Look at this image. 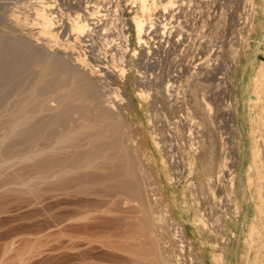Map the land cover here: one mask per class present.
Wrapping results in <instances>:
<instances>
[{
	"label": "bare ground",
	"instance_id": "6f19581e",
	"mask_svg": "<svg viewBox=\"0 0 264 264\" xmlns=\"http://www.w3.org/2000/svg\"><path fill=\"white\" fill-rule=\"evenodd\" d=\"M76 1L75 3H77V6H80L79 3L81 2L79 1L78 3V1ZM113 1L114 0H112V2L110 0H99L97 1L98 4L96 3L97 5L95 7L92 6L97 10L91 12L87 10V6H84L85 9L82 7L83 9H81L83 10V13L80 15L77 14L72 20L70 19V31L68 33L69 37L65 39L66 42L64 41L66 44L62 43L63 41H60L61 43H59L58 38L60 39L59 36L64 31L62 27H60V24H57L55 16H53L52 13H47L49 9L47 6H45L46 3L42 1H38V8L35 10V14H33L35 15L37 24V27L35 26L34 29L37 30L36 32L34 31V34L30 33L29 35H26L23 33L17 34L16 32H14L13 29L17 26L16 24H20V22H17L19 21L17 19H15L16 22L13 20L15 24L12 21L13 25L15 26H12L13 29L11 31L6 32V30L0 28V199L5 198L6 196H11V199H7V202L0 203V240L2 241L0 245V258L6 257V254L13 252V256L20 260L21 257H23V255L27 253L26 248H13V242L15 243L14 239L17 238L18 240L20 239L23 242L25 241V243L32 240L33 243L39 241V243H43V241H45L46 243H48L49 247L51 244L52 247L50 248L46 249L44 247L46 251L45 249L42 250L43 253H50V251H56L57 249L58 252L60 250L64 251V248H66V251L68 250V252L72 253V255L75 256L73 258H78L77 262L73 261L76 262V264H103V262H107V257L104 255L106 252H104V250L107 249L109 250V252L107 251V254L110 253L111 255V258L109 257L110 261L113 260L115 264L116 262H119L117 264H120V262L124 264L126 263L125 260L129 258L133 259V261L129 260V262L127 260V264H131V262L132 264H186L185 262H187V260L185 261L184 259L185 252L187 251V249L190 252L191 247L193 246L192 242L191 240L187 239V232L185 233L184 228L180 226L181 224L179 225L178 223H176L169 210L164 209V214L163 211H158L157 214V211H154V209L151 207L154 205H156L155 207H157V204H154L153 201H150L149 198L151 189L149 192L148 181L150 180H146L148 175L140 166V161L138 162L139 157L137 158V153L134 151V148L136 146V137L130 130V125L128 126L126 124V119L122 113L123 111L121 109L120 103H118V99H116L118 97V86H120V83H123L125 81L124 79L126 74L124 73L125 70L123 66H121L122 61H120V59L117 60L116 54H118L119 58L120 55L124 54L111 53L110 64L108 66H103L101 57L103 53L101 52L106 53L107 50L100 47L95 48L94 46L96 45H83L94 36L99 37L102 35L100 39L103 40V38L106 37V30H109L111 37H113L115 33L118 36H122L121 38L125 37V35L121 31L116 32V30L114 29L118 24V22L116 23V20H118L119 18L117 19L118 15L116 17L114 16L115 14H113V11L115 10L113 8H117L116 6H119V4L116 5L115 3H117V1L115 0V3ZM132 1L138 4L140 14L138 12H135L129 18V20L134 28V32L136 35L135 38H137L138 43L145 46L148 41L147 31L150 27H152L153 23L151 21L152 19H150V17L152 16L151 12L157 1ZM110 7H113V11L110 10ZM101 9L104 10L106 14H103L104 12L100 13L99 10ZM118 9H116V12ZM120 10L121 9H119V11ZM109 11L110 13L112 11L113 15H110ZM128 12L130 11H127V13ZM147 12L148 15H146ZM120 16L121 14L119 15V17ZM145 16L149 17L147 21L144 18ZM121 21L124 24L120 25H122L121 27H124L126 22H124V19ZM120 25L118 27H120ZM9 28L6 29L9 30ZM33 35H37V37L35 36L36 38L34 37L33 39ZM68 38H70L73 43L68 42ZM86 38L88 39L86 40ZM80 44L84 47L82 53L79 52L81 55L79 54L74 56V52L70 53V51L67 49L72 45H75L76 47V45L79 46ZM64 46L66 47V49H64ZM80 47H77L78 50ZM79 51H81V48ZM142 58L143 56L141 57V59ZM206 58L205 61L204 59L201 60L204 61L202 65L204 64L208 68L207 64H205L207 60ZM145 66H149L148 63ZM151 66L152 65H150V67ZM205 66H199L198 69L205 68ZM160 73L162 74V72ZM161 74H158V76L162 77ZM158 76L154 79L152 77H149L147 83L153 84V87L154 85L156 87H158L159 85L161 86L159 87L160 89L157 90H155L156 88L154 87L156 95L154 97L152 96V99L155 98V100L160 103L159 100H164L165 98L170 97V95L168 96V94L171 93L169 91L171 90L170 88L172 87V82L170 83L171 78L168 79L170 77L169 76L165 78L162 83V80L159 81ZM133 79L135 86H137L136 88H138L137 94H144V91H142L143 89L140 90L138 86L139 84H142V76L136 75ZM261 80H264L263 68L256 72V75L254 77L253 82H255V90H257L259 82ZM197 84L198 82L196 83L195 87H193V89L191 88L192 90H190V92H192L190 97L192 103L194 101L195 103L193 104L197 105L198 109H200L201 111L203 110V113L205 111L207 119L209 118V116H211L210 107L212 106L211 103H209L210 101H208V98L204 91V94H201L200 102L198 101V93L196 94V92H198L197 90L198 88L200 89V86ZM110 85H116L117 87L112 88L110 87ZM178 88L180 89L181 87ZM201 89L203 90L204 88ZM110 91H112L111 93L115 94L114 97L112 96L113 98H109L107 96V94H110ZM125 95L126 94H124V98L126 97ZM252 99L255 106H257L258 94L256 93L253 98H250L247 101L248 107H250ZM155 103L153 104L155 106L154 108H156L157 105H155ZM159 109L161 110V108ZM152 112H155V110ZM226 113H228V111ZM189 114L191 113L189 112ZM189 114H187L188 118L190 116ZM229 114L232 115L231 113ZM230 115L227 114L228 117ZM155 117H157V115ZM244 119L246 120L245 122L247 125L248 113L247 117L246 115L244 116ZM155 120V118L154 120L151 119V121L154 123L156 122ZM192 120L193 118L185 119V122L188 123L189 121H191V123H194L195 121L193 122ZM257 120V124L262 129L263 117L261 116ZM154 123H152V126H156L158 124L155 123L156 125H153ZM194 125L196 126V124ZM190 126L191 125H189V127ZM198 126L197 128H195L197 129L196 134H198V136H196V134L194 135L193 133V136L195 138H199L197 142L194 140L197 143V146L194 145V149L190 148L192 146V143L188 141L191 138H186L188 139V144H191L189 147H186L187 151H185V153H187V156H189L192 152L196 156V158L205 157V159L207 160L206 167L212 168V160L215 155L213 151L215 150V142H213L214 140H211L212 136H210L209 134H202L205 132L203 131L204 128H201L203 127V123H198ZM155 139L157 141L155 143L158 145V148H160V153H163V157H165L166 161H168L170 169L174 168L171 167L172 165H179V167H181L180 171H182L183 161L181 156H175V153L171 151V148L168 145H162V136L160 134H158V136L156 134ZM191 140L193 141V138ZM181 144L180 146L183 147V144L185 143H183L182 145ZM185 146H187V144ZM227 149L228 148H224V152H226ZM248 151L251 157L249 163H257L253 159V156L256 155L257 157H260V153L262 152H260L257 147L251 146L250 143L248 146ZM235 157L236 156H234V160L232 162H229L227 154L226 159H224L225 161L223 160L222 162V167L218 170L219 174L216 175V179H213L211 177L214 182L216 180L215 183H217V178L219 176H222L223 178L227 177L225 178L226 180L224 179L227 191L225 193H233L234 190L231 173H234L232 167L235 168L236 164L238 163V160L235 159ZM175 168L174 170H172L175 171ZM210 172L213 173L212 170ZM173 174L174 176H176L174 172ZM204 174L206 175V173ZM222 177L221 179H223ZM212 179H207V183H205V181L204 183L206 184V193H209L210 196L214 198V196L216 195V186L213 185L214 183ZM202 186L203 185L200 184V190H202V188L204 189V186ZM212 186H215L214 189ZM219 187L221 189L222 185H219ZM218 188L216 189L218 190ZM220 189L219 192H221ZM222 192H224L223 189ZM192 193L194 194V192ZM221 195L219 196V199H217V201L219 200L218 203L221 202ZM193 196H195V194ZM88 197L94 198V202H92V204L90 202L89 204H98V206L94 205V207H92L91 205H89V199L87 200ZM224 197L225 201L222 202L225 203L229 198L227 195H225ZM95 199L97 200V202L99 199L101 201L105 200L106 204H104L105 202L96 203ZM99 204L100 206L102 204L104 206H107H102L106 209H104L103 211V208L101 207V209L96 211L95 207L99 208ZM223 204H218V206H225V204ZM88 205L89 207H92L94 213L97 212L96 214L99 213L98 211L102 210L103 213L107 214V217H109V214L111 213H115L117 215V212L121 213V215L118 214L120 215L119 217L115 215L117 219L115 217L111 218L112 215L114 216V214L110 215L109 218H111L112 221L114 219L116 220V222H113L114 225L112 226V229H109L110 227H107L106 230V227H104L106 224H104L103 226V222H100L102 224L101 227H103L106 231L103 230V233L99 232V234H97L98 231H96V226L94 225L96 230L92 228L93 225L91 223L94 224L95 222L90 221L93 215L91 217L92 209L90 208L89 211ZM21 212H26L29 216H26L27 218H25V216L21 218V222L25 221L26 223H24L25 226L23 225V223H20L22 224L21 226H23V229L19 232L16 231V228L19 227L20 224L19 226L16 225L15 228L12 225L13 223H11L13 228L16 229V232L13 231L14 229H10L13 234L12 235L9 230L10 226H6V220L8 219H6V217H10L11 215L16 216V214L18 215V213ZM101 215H103L102 212ZM19 216L21 215L19 214ZM94 217L92 218V220L96 219H94ZM103 217H105V215H103ZM23 218H25V220ZM98 218L96 219V221L98 220ZM100 218L102 217L100 216ZM103 221L105 223L107 222L106 219H104ZM7 222H9V219ZM12 222L14 221L12 220ZM6 227L8 228V232L12 235L11 239L7 238V240H9L7 242L6 235L8 234L9 236L10 234L6 232ZM91 228L95 232H92L93 230L91 231ZM155 231L156 236L155 238H152ZM254 231L255 230L252 229L251 232L253 233L249 234L250 240H252L254 234H256V231ZM201 232L203 233V230ZM62 237L66 240H64ZM114 237H116V239ZM113 238L115 239V241L118 238V245L117 243L114 244L115 241H112ZM140 238H142L143 240H141ZM220 238H222V236H220ZM60 239L64 240L65 242H61ZM50 240L55 244V246L53 245V243H50ZM129 240L133 242L130 243L128 242ZM138 240L142 243L138 242ZM119 241L122 243L119 244ZM93 242L95 246L98 243L97 245H100L101 247L99 248L96 246L95 248L93 244L91 246V243ZM123 242L125 245H127L122 246ZM134 242H136V245L138 246H135ZM62 243L64 244V247L62 246ZM130 244H134L132 245V247L135 248L131 247V249H129L131 246ZM36 245H38V243ZM140 245L142 247L145 246V250H140L142 249ZM88 247L90 249L87 252ZM91 247H94L96 249V253L97 251H99V249L101 250V248L105 247L106 249H102V252L100 251L101 255H98L90 251L92 249ZM132 249H135L136 251L138 249L140 250V252H136L135 250L133 251ZM89 252L92 253V256L96 254L95 256H101V258L102 256H105L106 259L103 258L105 261L102 262L100 261L102 259L97 258L98 262H96V257L93 256L95 258L92 259V256H90V258L92 259L91 260L90 258H88L90 254ZM85 254H88V257ZM187 258L193 260L191 257H186V259ZM113 262L111 264H113ZM193 263L196 264L195 262ZM197 264L200 263L197 262ZM201 264L206 263L202 262Z\"/></svg>",
	"mask_w": 264,
	"mask_h": 264
},
{
	"label": "rangeland",
	"instance_id": "374dc122",
	"mask_svg": "<svg viewBox=\"0 0 264 264\" xmlns=\"http://www.w3.org/2000/svg\"><path fill=\"white\" fill-rule=\"evenodd\" d=\"M38 1H42V2L46 3L45 6H47L49 9L47 11V13H52L53 16H55V20H56L57 24H60V27H62V29L64 31L62 34H60V36H59L60 39L58 38V41H59V43H61L63 41L62 43L66 44L65 39L67 37H69L68 33L70 31V29H69L70 19L72 20L77 14H79V15L82 14L83 13L82 9L84 8V6H87L88 7L87 10H89L90 12L97 10L94 7L98 4L97 1H99V0H77L78 3H79V1L81 2V3H79L80 6H77V3H75L76 0H63V1L62 0H0V28L6 30V32L11 31L13 29L12 26L13 27L15 26V25H13V23L15 24V22H16L15 19H17V20H19L17 22L18 23L20 22V24L19 25L16 24L17 26L14 27V29H13L14 32H16L17 34L23 33L26 35H29L30 33L34 34V31L36 32V30H37V29L34 30L35 26L37 27V24H36V20H35V15H33V14H35V10L38 8L37 7ZM68 1L69 2L71 1V2L69 3ZM107 1H109V0H107ZM110 1L112 2V0H110ZM116 1H117V3H115V2L114 3L116 5L119 4V6H116L117 8L110 7L111 8L110 10H112V11H113V9L115 10V11H113V14H115L114 16L116 17L118 15L117 19L119 18L118 20H116V23L118 22V24H117L116 28H114V29L116 30V32L121 31L125 35V37L121 38L122 36L116 35L115 32L114 33L116 36L114 35L115 37L114 36L111 37L109 30L108 31L106 30L107 31V32L105 31L106 37H104L103 40L100 39L102 35L99 37L97 36L98 38L96 36H94L92 39L87 41L88 43L85 42L83 45H85V44L86 45L87 44L93 45V46L96 45V46H94L95 48L100 47V48L107 50L106 53L101 52V53H103L101 56L103 66H108L110 64L111 53L124 54V55H120V58H119L118 54H116L117 60L120 59V61H122L121 66H123V68L125 70L124 73H126L125 79H124L125 81L123 83H120L119 84L120 86H118L119 87L118 97L116 99H118V103H120L121 109L123 111L122 113L126 119V124L128 126L130 125L129 128L134 133V136L136 137V146L134 148L135 149L134 151L137 153V154L135 153L137 155V158L139 157L138 162L140 161L139 162L140 166L145 170V172L148 175L146 180H150V181H148L149 192H150V189L152 192V194H151V192L149 193L150 201L152 200L154 204H157L158 208L159 207H161V208H159V210H158V208L155 207L156 205L151 206V207L154 209V211H157V214H158V211L162 212L164 209L169 210V212L171 213V215H172L173 219L176 221V223H178L179 225L181 224L180 226L184 228L185 233L187 232L186 237L188 236L187 239L191 240L193 246L191 247L190 252L188 249L185 252L184 259H185V261L187 260V262H185L186 264H190V263L192 264L193 262H195L196 264H197V262L200 264L202 262H205L206 264H228L229 262H228V260H224V256L228 252V247L231 245L232 240L235 239V234H234L232 228L236 227V225L238 224V222L240 220V210H239V206H238L237 201H236L238 168L240 167V161L243 158L244 153L246 151L248 152V156H250L249 151H248L249 143L251 146L257 147L260 150V152H262V153H260V155H261L260 157H257L256 155L253 156V159L257 163H255V164L249 163L250 165L248 164V166H247V169H248L247 183L249 184L251 192L256 193L255 196H252V204H255V203L259 204V203L264 201V180H263L264 179V131H263L264 130V94H263V97L261 96V93L264 92V84H263L264 80H261L259 82V86H258L257 90H255V82H253L255 75L254 76L251 75L252 77L247 75L248 66H245L243 68L244 74L241 76L240 81H239L240 82L239 86L237 83V74H238V70L240 69V64H241L242 60L246 57L248 50L250 49V47L253 45V43L255 41L256 27H257L256 26L257 14H260L261 18H262V19L260 18L261 21H258L259 25L261 24V22L264 18V6H262V5L260 6L258 3H256V0H212V2H208L207 0L203 1V2H198V1L194 2L195 0H191L192 2H190L189 4L184 3L182 5V7H183V9H182L183 19H185V22L188 25L187 33L189 34L186 46H189V48L191 47L192 52L190 51V49H188L187 51H184L185 66L181 69L180 80L177 81L175 78L172 79V76H170V77L168 76L169 77L168 79L171 78V80H172V81H170V83L172 82L171 83L172 87L170 88L171 90L169 91L171 93L168 94V96L170 95V97L165 98L164 100L163 99L159 100L160 101V103H159L157 100H155V98L152 99V96L154 97L156 95L155 90L160 89L159 87H161V86L159 85L158 87H156L154 85V87L156 88L155 89L153 87V84L147 83V80L149 79V77H152L153 79L157 78L158 74H161L160 72H162L161 71L162 69H160V70L159 69H157V70L156 69H149V68H147V67H150L149 64H148L149 66H147V67L145 66L148 63V57H146V55L149 53V51L145 50L143 45H140L138 43L137 38H135L136 35L134 32V28L131 25L130 20H129V18L135 12L139 13L138 4L134 3L132 0H116ZM156 1H157L156 5L152 9V12H151L152 16L150 17V19L154 20L155 18L160 17L159 21L162 23L161 12H162V7L164 6V0H159V1L156 0ZM181 1L186 2L189 0H181ZM165 2H166V5L170 4L169 0H165ZM69 6H70V8H69ZM90 6L91 7L94 6V7H92L93 9ZM118 7L121 10L123 9L122 10L123 13L121 12V10L119 11ZM102 9H104V8H102ZM102 9L99 10V12L100 13L104 12L103 14H106V12ZM116 9H118L117 12H116ZM193 9H195V10H193ZM112 11H111V13L109 11L110 15H113ZM127 11H130V12L127 13ZM120 14H121V16L119 17ZM146 15H148V12L146 13ZM193 15L199 16V18L196 22L197 23L196 28H194V25L191 27V23L194 22V20L192 19ZM32 16H34V17H32ZM10 17H11V20H10ZM5 18L7 19V21ZM144 18L146 21H147V19H149L148 16H145ZM123 19H124V22H126L125 26H124L125 28L121 27L124 24L121 21ZM12 21H13V23H12ZM6 22L9 24H7ZM120 24H122V25H120ZM119 25L121 28L118 27ZM6 28H9V30ZM64 28H65V30H64ZM108 32H109L110 37L108 36ZM35 36L37 37V35H33V39ZM107 36H108V38H107ZM117 36H118V38H117ZM112 38H114V39H112ZM127 38H128V40H127ZM143 38H145V37H143ZM87 39L88 38H86V40ZM115 39H117V40H115ZM68 42L73 43L70 38H68ZM83 45H81V44L79 46L76 45V47H75V45H72L67 49L70 51V53L74 52L73 55L75 56V55H79L80 54L79 52L82 53V51L84 50ZM77 47H80L81 51H79L80 48L78 50ZM196 48L198 49L197 50L198 53L197 52L195 53ZM64 49H66L65 46H64ZM115 49H116V51H115ZM203 49L204 50L207 49V51L204 52L203 56H202ZM108 50H110V51H108ZM137 54H139V55H137ZM196 54H198V55H196ZM142 56H143V58L141 59ZM197 56H199L198 58H200L201 62L196 59ZM208 57L210 59H208ZM205 58L207 59L205 64H207L208 68L204 64L202 65V63L205 61ZM201 59H204V61ZM186 60H188L187 64H186ZM191 60L193 61L192 66H190V64H189V63H191L190 62ZM145 61H147V62H145ZM196 62H198V63L195 65ZM199 64H201L203 67L205 66V68H200L201 70L198 69L199 66L202 67ZM209 65H210V67H209ZM260 69H262V68H254V71L256 70L258 72ZM263 69H264V66H263ZM136 71H138V72H136ZM254 71H253V73H254ZM134 73H135V75H134ZM136 75L142 76V80H141L142 84H139V85L137 84L139 86V89L140 90L143 89L142 91H144V94H142V95L137 94L138 88H136L137 86H135V84L133 82L134 81L133 78ZM158 77H159V81H161L162 77H160V76H158ZM204 77H206V78H204ZM197 82H198L197 85L200 86V89L198 88V90H197L198 92H196V94L198 93L197 94L198 101L200 102L201 94H204V92H205L206 96L208 98V101H210L209 103H211V106H212V107H210L211 116H209V118H207V119H206L207 116L205 115V111L203 113V110L201 111L200 109H198L197 105L193 104L195 102L193 101V103H192V100L190 97L191 92H192V91L190 92V90H192L193 87H195ZM160 84H161V82H160ZM193 84H194V86H193ZM185 86H187V87H185ZM110 87L116 88L117 86L116 85H110ZM178 87H181V88L179 89ZM238 87H239L240 95H241L240 101L237 100ZM201 88H204V89L202 90ZM111 92L112 91L109 92L111 95L107 94V96L109 98H113L115 96V94H113ZM248 93H249V96L247 95ZM256 93L258 95H260V100H257V103H258L257 106H255L254 101L252 99L251 105H250V107H248L247 106L248 102L244 101L243 98H245L246 96L249 98H253L256 95ZM124 94H126L125 98H124ZM122 96H123V99H122ZM162 96H163V94H162ZM125 99H126V101H125ZM151 100L154 102H152ZM155 101H156V103H155ZM219 101L220 102L222 101V102L220 103ZM154 103H155V105L156 104L157 105L159 104V105L158 106L156 105V108H154L155 107L153 105ZM239 103H240V108H239ZM184 104H186V105H184ZM152 106H153V108H152ZM247 107H248V109H247ZM159 108H161V110ZM185 108H187V109H185ZM156 109H158V110H156ZM228 109H230V110H228ZM242 109L245 110L246 113L248 112V123H247V125L243 121V118H242ZM154 110L157 114L155 112H152ZM227 111H228V113H226ZM189 112L191 114H189ZM152 113L154 114V117H153ZM223 113H225V114H223ZM229 113H231L232 115H230ZM155 114L157 115L158 118L155 117L156 116ZM187 114L190 115L189 116L190 119L193 118L192 121L193 122L195 121L194 123H191V121L188 122L189 124L187 122H185V119H189L187 117L188 116ZM227 114L230 116L228 117ZM150 116H152V117H150ZM192 116H194V117H192ZM233 116H235V117H233ZM261 116L263 117V123H262V129L263 130L257 124V121H258L257 119ZM225 117H227V118H225ZM154 118L156 119L155 120L156 122L158 121L157 122L158 124L155 122L157 125L151 121V119L154 120ZM157 119H159V120H157ZM152 123H154L153 125H156V126H152ZM198 123H200V124L203 123V127H201V128L202 129L204 128L203 131L209 132V133L204 132L202 134H204V135L209 134L210 136H212L211 140L212 141L214 140L213 142H215L214 143L215 144L214 149L217 151L213 150L215 155L213 158L214 161L212 160V165H211L212 168L206 167L207 160L205 159V157L204 158H196V156L191 152L189 155L191 157L190 158L189 156H187V153H185V151H187L186 147H189L191 143H192L191 144L192 146L190 148L194 149L195 146H197L196 142L199 140V138L196 137V138H198V139H196L193 136V133H194V135L197 133L196 132L197 129H195V128H197ZM150 124L155 130L150 126ZM194 124H196V126ZM189 125H191V126L189 127ZM198 127H200V126H198ZM156 134H157V136H158V134H160L162 136V142H163L162 145L163 144L168 145L171 148V151L173 153H175V156H177V155L181 156L182 161H183L182 171H180L181 167H179V165H175V166L172 165L171 166L174 168L176 167L175 171H173L174 168H172L173 170L170 169L168 161H166L165 157H163V155H162L163 153H160V148H158V145L155 143V142H157L155 139ZM196 136H198V134H196ZM186 138H189V139L193 138V141L191 139L188 141V139H186ZM185 141L186 142L188 141L191 143L188 144V142L186 143ZM259 141H260V143H259ZM181 142H182V144L185 143V144H183L184 145L183 147L180 146ZM169 143H171V144H169ZM186 144H187V146H185ZM260 147H261V149H260ZM224 148L225 149L228 148L227 149L228 151L226 150V152L228 154L229 162H232L234 160V156H236L235 159L238 160V163L236 164L235 168L232 167L234 173H231L232 174V182L234 184L233 193H225V192H227L226 191V185H225L226 184L225 178H227V177L223 178L221 176L223 178V179H221V177L219 176L217 178V183H215L216 180H215V182L213 180V179H216L215 178L216 175L219 174L218 170L222 167L221 165L223 164L222 163L223 160L226 159L227 154H226V152H224L225 151V150H223ZM223 155H225V156H223ZM192 158H194V159H192ZM174 164H177V163H174ZM168 168L170 169V171ZM210 169L213 171V173L210 172L211 171ZM201 171H202V173H201ZM173 172L175 173L176 176H174ZM204 173H206L207 176ZM207 179H212V181L214 183L213 185H215L216 188H218L219 185H222L221 189H220V187L218 188V190L215 188V191H216L215 194L216 195L214 196V198H212L209 193H206L207 190L205 189V186H206L205 183H207ZM261 180H262V182H261ZM204 181H205V183H204ZM199 182H200V184H202L204 186V189L202 188V190H200ZM191 184H192V186H191ZM194 184L197 186H195ZM260 185H261V187H260ZM215 186H212L213 189ZM198 188L200 191L198 190ZM219 189L221 192H219ZM222 189L224 192H222ZM192 192H194L195 196H193L194 194ZM218 194H220V195L222 194L221 195L222 197H220L221 198L220 203H218L219 200L217 201V199H219V196H220ZM224 194L227 195L229 198L228 201L225 203L222 202V201H225V197H224L225 195ZM152 195H153V197H152ZM6 197L0 199V203H5V202H7V199L8 200L11 199V196H6ZM194 197L197 199H195ZM153 198H154V200H153ZM2 200H4V201H2ZM87 200H88V204L90 202H91V204H92V202H94L93 197L92 198L88 197ZM102 201L99 199L98 202L96 200V203H104L105 202L104 204H106L105 200L103 202ZM157 202L159 203V205ZM223 203L225 204V206H220ZM91 204H89V205H91ZM218 204H220V205L218 206ZM89 205H88L89 211H90V208L92 209V207H94V205L98 206V204L91 205L92 207H89ZM99 206H100V204H99ZM102 206L107 207V206H104L102 204L99 208L95 207L96 208L95 210L97 211V210L101 209ZM207 207H209V208H207ZM104 209H106V208H103L102 210L104 211ZM210 209L212 210L213 213L211 212ZM102 210L98 211L99 212L98 214H96L97 212L94 213L93 209L91 211L92 212L91 217H92V215H93V217L95 216L94 219L95 218L97 219L99 217L97 220L98 225H97L96 219L92 220L93 217L90 219L91 222H93V221L95 222L94 224L93 223H91V224L93 225L92 228H94V230L97 229L96 230V231H98V233L96 232L97 234H99V232L101 233L104 230V228L101 227L102 222H103V226H104V224H106L104 226V227H106L105 228L106 230H107V227H110L109 229H112V226L114 225L113 222H116V220L114 219L112 221L111 218L115 217L117 219L116 216L119 217L121 215V213H118V212H117V215L115 213H111V214H114V216L112 215V217L109 218L111 214L108 213L109 217H107V214L103 213ZM224 210H226V211H224ZM101 212L103 215H105V217H103V215H101ZM225 212H227V213H225ZM21 213H18V215L16 214V216L11 215L10 217H6V219L8 218L9 222H10V223L7 222L8 219L6 220V226L7 227L10 226L9 230L12 228L11 230L14 229L13 231H15L17 229L16 231L19 232L23 229V226H21L22 224H20V223H23V225L25 226L24 223H26V222L25 221L21 222L22 221L21 218L23 216H25V218H27L29 215H27L28 213H26V212H21ZM164 213L165 212L163 211V214ZM19 214L21 216H19ZM118 214H120V215H118ZM100 216L102 218H100ZM12 217H14V218H12ZM25 218H23V219L25 220ZM216 218H217V220H216ZM99 219H102V220H99ZM104 219H106V221H107L106 223L103 221ZM261 219H262V221H264V215L263 214H261ZM12 220L14 222H12ZM90 221H89V224H90ZM207 221H209V222H207ZM11 223H13L12 225L15 228H16V225L19 226V224H20L21 228L19 226L15 229V228H13ZM94 225L96 226V229H95ZM7 227H6V230L8 229ZM210 227H211V229H210ZM92 228H91V231L93 230ZM99 228H100V230H99ZM11 230H10V232H11ZM94 230L92 232H95ZM106 230H104V231H106ZM202 230H203V233L201 232ZM251 230H250V232H251ZM6 232H8V230ZM15 232H13V233H15ZM250 232H249V234L253 233V232H251V233ZM11 234H12V232H11ZM11 234L9 236H8V234L6 235L7 236L6 242L9 241V240H7V238L11 239V237L13 235V234L12 235ZM155 236H156V231L154 232L152 238L153 237L155 238ZM218 236H219V238H220V236H222V238L219 239ZM114 238L116 239V237H114ZM114 238L112 239L113 242L115 241ZM140 239L143 240L142 238H140ZM16 240H18V239L17 238L14 239L15 243L13 242V248L14 247L16 249L26 248L27 253L25 255H23V257H21L20 260H18L17 258H15L13 256V252H11L12 254L8 253V254H6V257L0 258V264L1 263L2 264H76V262L78 261V258L77 259L73 258L75 256L72 255V253L68 252V250L66 251V248H64L65 252L60 250V248H59V250H60L59 252L57 251L58 250L57 249L56 251H52L53 253L51 251H50V253H48V252L43 253L42 250H44L45 248L47 249V248L52 247V245L50 243H53V242L51 240H50L51 242L49 241L50 247L48 246V243H46L45 241H43V243L42 242L39 243L40 241L33 243L32 240L30 239L31 241L25 243V241L23 242L20 239H19L20 241L19 240L16 241ZM64 240H66V239H64ZM64 240L60 239V241L61 242L63 241V243L65 242ZM117 240H118V238H117ZM117 240L114 242V244L117 243V245H118ZM139 240H138V242L142 243ZM104 242H106V241H104ZM128 242L132 243L133 241L129 240ZM214 242H215V244H214ZM221 242H225V243H221ZM1 243H2V241L0 240V245H1ZM37 243H38V245H36ZM120 243H122V242L119 241V244ZM134 243H135V246H138V245H136V242H134ZM41 244H43V245H41ZM92 244H93V246H95L94 242L91 243V246H92ZM97 244H96V246L100 248L101 246L100 245L98 246ZM123 244H124V242H123ZM123 244H122V246L127 245V244L126 245L125 244L123 245ZM53 245L55 246L54 243H53ZM130 245H131L130 248L128 247L129 249H131L132 245H134V244H130ZM54 246H53V248H54ZM62 246L64 247V244ZM96 246H95V248H96ZM89 247H90V245H89ZM89 247L87 249V252L90 249ZM91 248L92 249L90 251L92 253H96V249L94 247H91ZM104 248H101V250ZM132 248H135V247H132ZM145 248L146 247L144 246L140 250H145ZM192 248H193L194 252L192 251ZM46 249H45V251H46ZM101 250L99 249V251H97L96 254L101 255V252H102ZM140 250L137 249V251H139V252H140ZM107 251L109 252L108 249L104 250V252H105L104 255L107 257V259L105 258V256H102V258H101V256L100 257L95 256L96 254L93 255L96 257L95 258L92 256L91 252H89L90 253L89 257H88V254H85V255L88 258H90V256H92V259L95 258V261L97 258L102 259V260H100L102 262L105 261L104 259H106L107 262L105 261V263L103 262V264H106V263L111 264L113 262V260L110 261L111 255H110V253L107 254ZM36 252L37 253L39 252V253L37 254ZM57 252H58V254H57ZM60 252H61V254H60ZM62 252H64V253H62ZM136 252H133V253H136ZM41 253H43V254H41ZM53 254H54V256H53ZM63 254H65V255H63ZM186 257H191L194 261L190 260V258L186 259ZM98 259L96 262H98ZM108 260H109V262H108ZM127 260L133 261V259H130V258ZM127 260H125L126 263H124V264L128 263ZM73 261H76V262H73ZM188 261H189V263H188ZM117 263H119V262H116V264ZM113 264H115V262H113ZM120 264H123V263L120 262ZM131 264H132V262H131Z\"/></svg>",
	"mask_w": 264,
	"mask_h": 264
},
{
	"label": "crops",
	"instance_id": "0c3cea01",
	"mask_svg": "<svg viewBox=\"0 0 264 264\" xmlns=\"http://www.w3.org/2000/svg\"><path fill=\"white\" fill-rule=\"evenodd\" d=\"M256 3L264 6V0H256ZM260 18L261 15L257 14L255 41L240 64V69L237 74L238 86L240 84V78L244 74L243 68L245 66H248L247 75L249 76L256 75L257 71H254V68H263L264 66V18L259 25L258 21H261ZM263 94L264 92L261 93L262 97ZM247 95L249 96V93ZM240 97L238 87V101H240ZM243 99L244 101H248L250 98L246 96ZM258 100H260V95H258ZM247 113L242 109L244 122L246 121L244 116L246 115L247 117ZM250 159L251 157L248 156V152L246 151L238 168L236 201L240 210V220L236 227L232 228L235 239L232 240L231 245L228 247V252L224 256V260H228V264H264V221L261 219V214L264 215V201L259 204H252V196H255L256 193L251 192L249 184L247 183V166ZM251 229L256 231L252 240L249 237Z\"/></svg>",
	"mask_w": 264,
	"mask_h": 264
},
{
	"label": "built area",
	"instance_id": "2783aa9c",
	"mask_svg": "<svg viewBox=\"0 0 264 264\" xmlns=\"http://www.w3.org/2000/svg\"><path fill=\"white\" fill-rule=\"evenodd\" d=\"M196 2H203L206 0H195ZM212 2V0H207ZM170 4L166 5L164 0V6L162 7L161 20L155 18L152 20V27L148 29V41L147 44L143 47L145 50H148L149 53L146 55L148 57V64L152 67H147L149 69H162V82L168 76H172L177 81L180 80L181 69L185 66V55L184 51L192 48L186 46L188 33H187V23L183 19L182 5L185 2L181 0H169ZM191 0L186 3H190ZM199 16L193 15L194 22L191 23V27L194 25V28L197 27V20ZM190 27V28H191ZM192 46V45H191ZM144 50V49H143ZM195 49V53L197 52ZM207 49H203V52H206ZM199 56L196 57L200 61ZM209 58V57H208ZM210 59V58H209ZM188 60H186L187 64ZM190 66L193 65V61H190ZM198 63V62H197ZM196 63V64H197ZM195 64V65H196ZM174 79V80H175ZM172 81V80H171Z\"/></svg>",
	"mask_w": 264,
	"mask_h": 264
}]
</instances>
